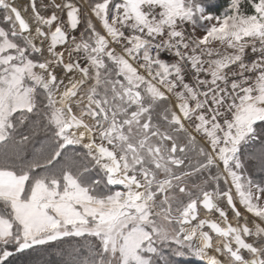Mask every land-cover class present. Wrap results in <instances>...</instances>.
Instances as JSON below:
<instances>
[{"label":"snow or ice","instance_id":"snow-or-ice-1","mask_svg":"<svg viewBox=\"0 0 264 264\" xmlns=\"http://www.w3.org/2000/svg\"><path fill=\"white\" fill-rule=\"evenodd\" d=\"M0 264H264V0H0Z\"/></svg>","mask_w":264,"mask_h":264}]
</instances>
